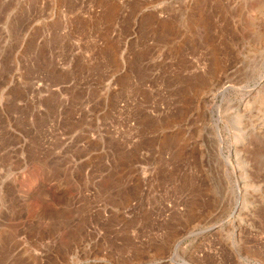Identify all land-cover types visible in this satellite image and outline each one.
Masks as SVG:
<instances>
[{
  "label": "rangeland",
  "instance_id": "374dc122",
  "mask_svg": "<svg viewBox=\"0 0 264 264\" xmlns=\"http://www.w3.org/2000/svg\"><path fill=\"white\" fill-rule=\"evenodd\" d=\"M0 264H264V0H0Z\"/></svg>",
  "mask_w": 264,
  "mask_h": 264
},
{
  "label": "bare ground",
  "instance_id": "6f19581e",
  "mask_svg": "<svg viewBox=\"0 0 264 264\" xmlns=\"http://www.w3.org/2000/svg\"><path fill=\"white\" fill-rule=\"evenodd\" d=\"M177 246H178V245H177ZM177 246H176V247H177Z\"/></svg>",
  "mask_w": 264,
  "mask_h": 264
}]
</instances>
